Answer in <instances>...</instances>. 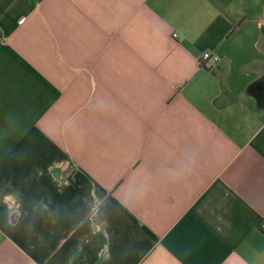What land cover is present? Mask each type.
Segmentation results:
<instances>
[{"label": "crops", "instance_id": "0c3cea01", "mask_svg": "<svg viewBox=\"0 0 264 264\" xmlns=\"http://www.w3.org/2000/svg\"><path fill=\"white\" fill-rule=\"evenodd\" d=\"M261 223L264 0H0V264H264Z\"/></svg>", "mask_w": 264, "mask_h": 264}, {"label": "built area", "instance_id": "2783aa9c", "mask_svg": "<svg viewBox=\"0 0 264 264\" xmlns=\"http://www.w3.org/2000/svg\"><path fill=\"white\" fill-rule=\"evenodd\" d=\"M173 36L176 37V34H174ZM206 61H211V62L217 63L218 62V56L213 55L210 52H205V53H203V55H202V57L200 59V65L201 66L204 65V63ZM260 228L262 230H264V223H261Z\"/></svg>", "mask_w": 264, "mask_h": 264}]
</instances>
